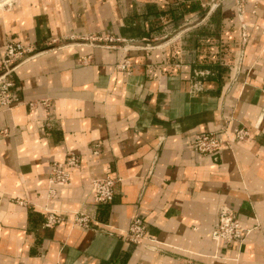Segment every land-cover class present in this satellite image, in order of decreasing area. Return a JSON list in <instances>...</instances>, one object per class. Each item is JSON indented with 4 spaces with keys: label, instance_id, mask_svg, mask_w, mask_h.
I'll list each match as a JSON object with an SVG mask.
<instances>
[{
    "label": "crops",
    "instance_id": "0c3cea01",
    "mask_svg": "<svg viewBox=\"0 0 264 264\" xmlns=\"http://www.w3.org/2000/svg\"><path fill=\"white\" fill-rule=\"evenodd\" d=\"M242 1L246 43L237 0L0 7V60L9 40L37 46L13 74L23 102L0 108V264H264V0ZM88 33L122 42L90 44ZM227 125L252 136L217 160L192 147ZM71 152L84 169L48 199L52 164ZM106 175L119 177L114 198L95 203L92 181ZM45 206L65 220L44 227ZM222 206L249 229L242 246L212 239ZM75 210L96 222L74 226ZM137 217L157 249L119 234Z\"/></svg>",
    "mask_w": 264,
    "mask_h": 264
},
{
    "label": "built area",
    "instance_id": "2783aa9c",
    "mask_svg": "<svg viewBox=\"0 0 264 264\" xmlns=\"http://www.w3.org/2000/svg\"><path fill=\"white\" fill-rule=\"evenodd\" d=\"M5 4V3H4ZM239 19L241 22V39L246 43L249 35L248 24L244 19L243 1L237 0ZM215 5V2L213 3ZM259 29V26L255 27ZM264 31V29H263ZM82 41L90 44H100L115 46L122 39L112 34L102 33H88L81 37ZM37 50V46L33 42H24L19 40H9L2 52L0 60V108L11 109L16 104L23 102L18 92L15 90V80L13 74L18 67L27 58L32 56ZM119 67L124 70H129L132 67V61L125 58ZM50 105L48 99H43L39 102L29 101L28 105L34 108L38 105ZM9 130L6 128L2 131L8 134ZM252 136V131L246 126H237L232 128L230 125L225 126L219 131H203L193 136L190 143L192 147L201 154L211 155L215 160L225 144H231L235 141H247ZM100 143H95L92 146V153L98 155L102 151ZM74 169L83 170V158L74 152H71L63 161H56L52 164L48 181V199H55L58 196V188L65 185L71 180V172ZM119 177L106 175L95 178L92 181V198L95 203H109L113 200L115 195V185ZM20 204L26 205L27 202L23 199L18 200ZM45 219L43 221L44 227L53 228L61 224L65 220V215L59 210L45 206L43 208ZM73 216V225L82 228H91L96 222L95 219L83 210L71 211ZM249 229L243 226L236 212L228 207L222 206L219 211L218 220L212 231V239L217 246L221 243H238L242 246ZM121 234L126 240L134 243H145L147 246L156 248V239L151 237L147 230V225L142 218H135L126 230H122Z\"/></svg>",
    "mask_w": 264,
    "mask_h": 264
},
{
    "label": "bare ground",
    "instance_id": "6f19581e",
    "mask_svg": "<svg viewBox=\"0 0 264 264\" xmlns=\"http://www.w3.org/2000/svg\"><path fill=\"white\" fill-rule=\"evenodd\" d=\"M11 0H0V7L4 5V3H7Z\"/></svg>",
    "mask_w": 264,
    "mask_h": 264
},
{
    "label": "rangeland",
    "instance_id": "374dc122",
    "mask_svg": "<svg viewBox=\"0 0 264 264\" xmlns=\"http://www.w3.org/2000/svg\"><path fill=\"white\" fill-rule=\"evenodd\" d=\"M122 42V41H121Z\"/></svg>",
    "mask_w": 264,
    "mask_h": 264
}]
</instances>
